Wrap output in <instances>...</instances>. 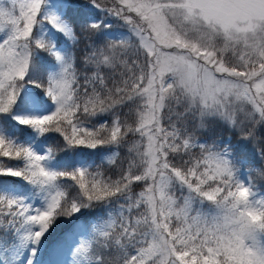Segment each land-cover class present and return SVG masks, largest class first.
I'll list each match as a JSON object with an SVG mask.
<instances>
[{
	"label": "snow or ice",
	"instance_id": "obj_1",
	"mask_svg": "<svg viewBox=\"0 0 264 264\" xmlns=\"http://www.w3.org/2000/svg\"><path fill=\"white\" fill-rule=\"evenodd\" d=\"M0 264H264V0H0Z\"/></svg>",
	"mask_w": 264,
	"mask_h": 264
},
{
	"label": "rangeland",
	"instance_id": "obj_2",
	"mask_svg": "<svg viewBox=\"0 0 264 264\" xmlns=\"http://www.w3.org/2000/svg\"><path fill=\"white\" fill-rule=\"evenodd\" d=\"M62 43H63V41H62ZM69 43H71V42H69ZM66 46H67V45H66ZM219 133H220V135H221L223 138H225V139H227V138H232L233 143H236V142H237V141H235V139H240L239 136H238L237 138H234L233 132H232L231 130L227 129V128H224V127H221V128L219 129ZM245 144H247V143H245ZM247 145H248V147H249V145H251V144H247ZM251 150H253V149H251ZM256 151H258V150H256ZM258 166H259V165H258ZM253 179L258 181V178L255 177V176H253ZM258 182H259V181H258ZM69 224H70L69 221H66V220H63V219L59 220V221L54 225L55 231H54V233H53V238H55L56 236H58V235H60L61 233H63V232L68 228L67 226H68Z\"/></svg>",
	"mask_w": 264,
	"mask_h": 264
},
{
	"label": "trees",
	"instance_id": "obj_3",
	"mask_svg": "<svg viewBox=\"0 0 264 264\" xmlns=\"http://www.w3.org/2000/svg\"><path fill=\"white\" fill-rule=\"evenodd\" d=\"M83 45L81 44V45H77L76 46V48H77V50L80 48V47H82ZM234 135V134H233ZM238 136H235L234 135V138H237ZM239 139H235V141H238ZM240 147H241V151L244 153V154H251V152L253 151V150H259V148H258V146H255V145H253V144H251V145H249V147H248V145L247 144H241L240 145ZM251 149H253V150H251ZM58 222V221H57ZM71 225L69 224L67 227L69 228ZM67 228V229H68Z\"/></svg>",
	"mask_w": 264,
	"mask_h": 264
}]
</instances>
